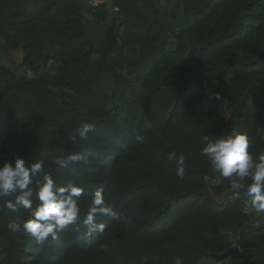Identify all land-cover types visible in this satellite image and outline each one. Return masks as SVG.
Wrapping results in <instances>:
<instances>
[{"label":"trees","instance_id":"1","mask_svg":"<svg viewBox=\"0 0 264 264\" xmlns=\"http://www.w3.org/2000/svg\"><path fill=\"white\" fill-rule=\"evenodd\" d=\"M14 51L33 78L0 67V165L43 161L33 208L45 174L84 194L81 218L44 244L8 228L31 218L4 207L19 190L0 197V264H241L233 245L264 264V214L243 210L250 179L200 154L204 137L236 131L264 156V0H0V53ZM82 121L95 126L84 140ZM74 152L85 159L55 163ZM101 188L120 218L97 214L104 231L88 236Z\"/></svg>","mask_w":264,"mask_h":264},{"label":"clouds","instance_id":"2","mask_svg":"<svg viewBox=\"0 0 264 264\" xmlns=\"http://www.w3.org/2000/svg\"><path fill=\"white\" fill-rule=\"evenodd\" d=\"M219 98V94H215ZM94 125L87 121H82L77 128V135L80 139H87L88 133L94 131ZM206 145L201 149L200 154L207 157L211 168L218 172L223 178L231 179L238 177L241 180L249 178L247 186V196L251 197L250 203H245L244 212L247 214H264V156L254 159L249 152V137L246 132L233 131L231 134L219 138L204 137ZM137 142H142L141 137H137ZM85 159L81 152L71 153L66 159L55 161L61 167L66 163H78ZM169 161L176 164V176L183 178L185 175L186 157L183 154L177 156L175 151L167 154ZM44 168L41 160H36L30 165L18 154H14L12 162L7 160L0 165V197L9 196L10 193L17 192L14 200H5L4 207L12 213H17L20 208L30 210L31 218L22 225L13 221L8 224V228L14 233H23L30 236L36 244H44L51 238L52 241L59 239V233L69 225L74 224L81 218V209L77 203L78 198L84 194V189L76 184L56 187L51 175L45 174L42 182L35 190V197L40 202L33 208V177ZM231 187H240L235 180H231ZM97 214L111 217L113 220L119 219L120 214L113 210L112 206L106 204L103 189H97L90 202L84 223L90 226L88 236L92 232H103L105 225H93L92 222ZM147 258H145L146 261ZM174 264H183L180 257L173 258Z\"/></svg>","mask_w":264,"mask_h":264},{"label":"rangeland","instance_id":"3","mask_svg":"<svg viewBox=\"0 0 264 264\" xmlns=\"http://www.w3.org/2000/svg\"><path fill=\"white\" fill-rule=\"evenodd\" d=\"M21 52L14 51L10 53H0V67L6 68L16 75H26L28 78H33V76L21 66ZM52 63V58L50 54H46L43 60L42 69L45 71L49 69Z\"/></svg>","mask_w":264,"mask_h":264},{"label":"water","instance_id":"4","mask_svg":"<svg viewBox=\"0 0 264 264\" xmlns=\"http://www.w3.org/2000/svg\"><path fill=\"white\" fill-rule=\"evenodd\" d=\"M112 14H116L115 10H111ZM226 254L237 256L241 258V264H246V261L249 257V252L247 250H239L236 245H233Z\"/></svg>","mask_w":264,"mask_h":264},{"label":"built area","instance_id":"5","mask_svg":"<svg viewBox=\"0 0 264 264\" xmlns=\"http://www.w3.org/2000/svg\"><path fill=\"white\" fill-rule=\"evenodd\" d=\"M109 0H87L88 4L91 6H97L103 3L108 2Z\"/></svg>","mask_w":264,"mask_h":264}]
</instances>
